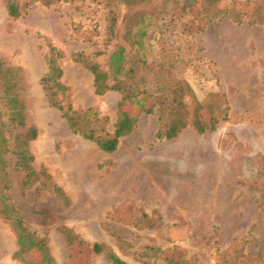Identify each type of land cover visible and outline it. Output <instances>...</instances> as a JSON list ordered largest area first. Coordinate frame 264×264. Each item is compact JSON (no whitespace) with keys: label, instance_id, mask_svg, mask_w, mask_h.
<instances>
[{"label":"rangeland","instance_id":"374dc122","mask_svg":"<svg viewBox=\"0 0 264 264\" xmlns=\"http://www.w3.org/2000/svg\"><path fill=\"white\" fill-rule=\"evenodd\" d=\"M112 12L118 36L110 39ZM138 16L146 18L157 60L173 59L203 104L226 102L228 118L214 130L189 125L168 139L157 137L155 112L135 115L134 130L107 152L75 133L49 102L42 83L49 46L63 55V103L94 108L114 132L122 94H97L75 55L104 66ZM0 63L18 81L8 92L0 76L5 192L46 240L53 264H113L70 245L63 227L129 264H264V0H38L16 18L0 0ZM13 94L25 126L11 114ZM186 102L192 106V98ZM29 126L38 130L28 147L40 175L27 187L18 152ZM18 248L11 221L0 214V264H25Z\"/></svg>","mask_w":264,"mask_h":264},{"label":"trees","instance_id":"16d2710c","mask_svg":"<svg viewBox=\"0 0 264 264\" xmlns=\"http://www.w3.org/2000/svg\"><path fill=\"white\" fill-rule=\"evenodd\" d=\"M36 1L38 0H7L8 13L12 17H19ZM41 1L51 5L59 0ZM118 1L129 5L132 0ZM188 1L193 2V0ZM113 13L109 27L110 39L118 36L117 20ZM145 22L144 16L134 18L126 30L124 43L117 44L111 50L104 66L85 57L81 58L78 54L75 55L76 60L82 62L93 74L97 94L101 95L111 90L122 94L114 132L107 131L105 118L100 117L94 108L76 110L71 102L63 103L69 95V87L62 82L64 71L59 64V59L63 55L56 46L52 44L49 46L48 72L42 78L49 102L63 111L70 128L75 133L96 141L99 147L107 152L116 150L119 139L134 130L135 115L155 112L159 121L157 137L168 139L176 137L189 125L199 133L214 130L222 120L228 118L226 102L225 105L203 104L196 99L190 84L174 71L173 59L157 60L147 38L148 28ZM13 71L14 69L0 63V76L6 80L5 86L8 92L12 85L18 83V81L13 82ZM187 98H192L191 107L186 102ZM10 104L13 119L17 120V124L25 126L24 106L17 94L10 96ZM3 131L4 123L0 119V214L11 221L16 233L19 248L15 256L25 264H53L54 258L46 240L38 237L27 227L22 215L9 201V196L5 192L8 189V179L2 154L5 151L7 138L3 135ZM22 135L25 147L20 146L18 163L26 172L23 183L30 187L40 175L32 166L34 156L28 147L29 142L37 137L38 130L35 126H29ZM52 188L58 196L65 197V192L60 186L53 184ZM144 216L147 217L146 213ZM61 231L70 245L86 249L89 256L104 253L113 264H129L103 244L91 245L84 242L70 227H63Z\"/></svg>","mask_w":264,"mask_h":264}]
</instances>
